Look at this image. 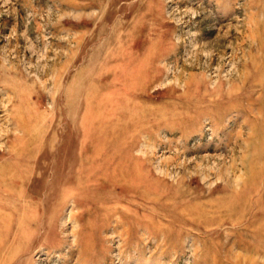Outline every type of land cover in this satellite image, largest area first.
Instances as JSON below:
<instances>
[{
	"label": "rangeland",
	"instance_id": "rangeland-1",
	"mask_svg": "<svg viewBox=\"0 0 264 264\" xmlns=\"http://www.w3.org/2000/svg\"><path fill=\"white\" fill-rule=\"evenodd\" d=\"M0 264H264V0H0Z\"/></svg>",
	"mask_w": 264,
	"mask_h": 264
}]
</instances>
